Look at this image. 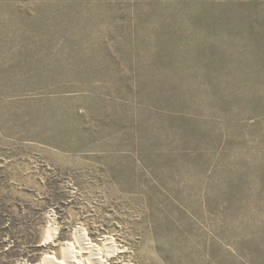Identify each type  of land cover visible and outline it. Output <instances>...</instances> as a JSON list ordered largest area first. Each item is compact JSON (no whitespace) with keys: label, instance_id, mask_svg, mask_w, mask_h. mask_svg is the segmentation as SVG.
Here are the masks:
<instances>
[{"label":"rangeland","instance_id":"obj_1","mask_svg":"<svg viewBox=\"0 0 264 264\" xmlns=\"http://www.w3.org/2000/svg\"><path fill=\"white\" fill-rule=\"evenodd\" d=\"M70 247L264 264V0H0V264Z\"/></svg>","mask_w":264,"mask_h":264},{"label":"bare ground","instance_id":"obj_2","mask_svg":"<svg viewBox=\"0 0 264 264\" xmlns=\"http://www.w3.org/2000/svg\"><path fill=\"white\" fill-rule=\"evenodd\" d=\"M83 236H84V234H83ZM81 238V237H80ZM85 238V237H84ZM83 240V239H82ZM85 241H87L86 240V238L84 239ZM81 241V240H80ZM82 242V241H81ZM86 244V247L88 248V249H92V247H91V245L88 243V242H86L85 243ZM66 252H68L67 253V260H65V262H64V260H63V262H56V260L54 259V258H52L51 259V263L52 264H66V263H70V262H74V263H76V264H88L87 262H84V261H81V260H79L78 259V253H75L74 252V250H73V248L72 247H70V248H68V251H66ZM93 258V257H92ZM50 260V259H49ZM46 261V260H45ZM93 264H102L101 263V260H100V257H99V253H96L95 255H94V258H93ZM92 264V263H91Z\"/></svg>","mask_w":264,"mask_h":264}]
</instances>
